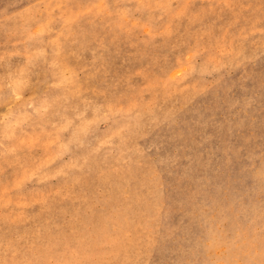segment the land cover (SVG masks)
Masks as SVG:
<instances>
[{"label":"rangeland","instance_id":"obj_1","mask_svg":"<svg viewBox=\"0 0 264 264\" xmlns=\"http://www.w3.org/2000/svg\"><path fill=\"white\" fill-rule=\"evenodd\" d=\"M0 264H264V0H0Z\"/></svg>","mask_w":264,"mask_h":264}]
</instances>
